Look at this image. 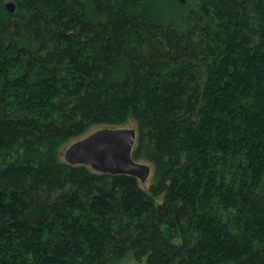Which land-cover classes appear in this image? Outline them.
Instances as JSON below:
<instances>
[{
  "label": "trees",
  "instance_id": "trees-1",
  "mask_svg": "<svg viewBox=\"0 0 264 264\" xmlns=\"http://www.w3.org/2000/svg\"><path fill=\"white\" fill-rule=\"evenodd\" d=\"M9 1L0 264H264V0ZM130 123L147 188L63 161Z\"/></svg>",
  "mask_w": 264,
  "mask_h": 264
},
{
  "label": "water",
  "instance_id": "water-1",
  "mask_svg": "<svg viewBox=\"0 0 264 264\" xmlns=\"http://www.w3.org/2000/svg\"><path fill=\"white\" fill-rule=\"evenodd\" d=\"M184 3V0H178ZM12 13L15 5L5 3ZM136 141L134 128L104 127L66 146L61 153L63 161L69 165H85L93 171L110 175H128L144 183L151 176V166L135 161L132 150Z\"/></svg>",
  "mask_w": 264,
  "mask_h": 264
},
{
  "label": "rangeland",
  "instance_id": "rangeland-1",
  "mask_svg": "<svg viewBox=\"0 0 264 264\" xmlns=\"http://www.w3.org/2000/svg\"><path fill=\"white\" fill-rule=\"evenodd\" d=\"M194 1H195V0H184L183 5L193 4ZM7 2H9V0H6V3H7ZM162 3H165V5L167 6V8L169 9V7H170V5H169V0H162ZM169 11H170V12L167 13L168 15H174L175 13H177L176 11H173V10H169ZM123 127H126V128H127V127H128V128H134L132 123H130V124L126 125V126H123ZM63 150H64V149H63ZM63 150H62V152H63ZM149 180H150V177L148 178V180H147L146 182L141 183V186H142L143 188H147V185H148V183H149Z\"/></svg>",
  "mask_w": 264,
  "mask_h": 264
}]
</instances>
